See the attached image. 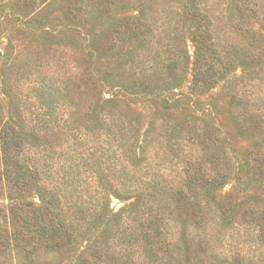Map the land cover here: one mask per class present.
I'll use <instances>...</instances> for the list:
<instances>
[{"label": "trees", "instance_id": "trees-1", "mask_svg": "<svg viewBox=\"0 0 264 264\" xmlns=\"http://www.w3.org/2000/svg\"><path fill=\"white\" fill-rule=\"evenodd\" d=\"M87 1L81 0V10ZM95 1L104 14L123 3ZM230 2L241 25L232 26L239 32L240 45L229 48L217 39L214 17L205 0H177V12L174 8L166 12L164 21L174 32L184 36L186 29L193 31L196 61L188 92L182 87L190 65L184 53L163 57L153 53V48L149 68L144 54L136 57L130 51L112 76L95 70L92 62L81 79V102L86 104L81 121L76 118L77 104H61L58 90L45 86L36 90L37 116L33 120L25 125L9 117L0 131V181L10 191V205L0 207V264H35L43 250L68 249L76 254L82 231L98 234L74 256L76 264H182L180 259L191 258V248H178L179 241L168 230L180 220H185L187 228L207 230L214 225L220 230V240L227 230L237 228L235 236L244 238L248 247L245 255L237 251L242 254L240 264L264 261V200L254 202L247 195L240 201L221 195L230 178L229 152L220 148L221 135L211 134L209 126H196L197 121L191 123L190 118L175 124L164 113L159 114L165 131L153 136V129H148L143 135L142 112L121 99L129 96L142 103L155 102L164 111H186L197 92L231 78L237 63L243 62L237 49L246 42L249 52L244 58L249 61L240 77L232 76L239 86L231 83L230 105L245 106L246 112L237 109L234 115L246 125V133L264 132V113L248 91L254 81L248 77L264 67V31L250 23L242 26L249 11L257 15V3ZM151 23L145 11L138 17L119 19L106 30V49L116 52L134 43L150 45L156 33V25ZM155 45L159 48L163 43ZM173 46L167 43V47ZM106 92L110 97L106 98ZM205 112L210 113L209 109L202 111L207 116ZM153 144L154 148L150 147ZM198 144L209 156L207 160L188 156ZM153 149L157 153L151 155ZM161 156V162L150 166L149 161ZM242 161L250 178L263 181L264 186V151L258 149ZM142 169L146 172L143 177L138 175ZM130 196L137 198L136 204L118 212L110 208L112 197L128 200ZM204 234L200 237H206Z\"/></svg>", "mask_w": 264, "mask_h": 264}, {"label": "rangeland", "instance_id": "rangeland-1", "mask_svg": "<svg viewBox=\"0 0 264 264\" xmlns=\"http://www.w3.org/2000/svg\"><path fill=\"white\" fill-rule=\"evenodd\" d=\"M205 1V5L214 17L217 39L227 48L231 45H240L239 32L232 26L241 24L238 23L236 17L238 11L231 7L230 0ZM255 1L258 8L257 15L253 16L249 11L242 26L246 27L249 23L254 24L257 30L262 32L264 31V0ZM80 2L81 0H0V131L10 116H13L19 123L25 122V125L37 116L35 111L38 103L36 90L42 86L57 89L61 104L68 105L70 102L77 104L76 118L81 121L83 111L86 109L85 100L81 102L80 95L83 91L81 79L87 70L92 68V62H95V70L106 73V76H112V73L118 69L120 60H123L130 51L136 57L144 54L148 67L153 64L154 52H158L163 57L184 53L186 62L190 65L186 68L188 73L182 80V87L185 92H188L196 61L193 31L186 29L184 36L179 31L177 34L164 21L168 10L171 11L174 8L173 12H177V0H123L122 4L117 3L112 6L108 14H104L95 0H88L84 7L82 6V10ZM253 6L252 3L250 8L252 9ZM141 11H145L152 22L151 24L156 25L154 26L156 33L150 39L152 43L150 45L134 43L124 50L108 51L106 36L109 34L106 33V30L119 19L140 16ZM160 43H163L164 46L159 45L157 48L155 44ZM167 43L174 46L167 47ZM241 45L242 47L238 48L237 52L243 57V62L237 63V71L231 75V78L221 82L213 89H204L193 95V98L190 97L193 102L190 100L188 106L190 108L186 111L180 108L179 111L176 110L177 112L164 111L155 102L142 103L140 99L129 96H121V99L125 100L134 110L142 112L140 128H142L143 135L148 129H153L151 131L153 136L165 131V122L161 121L159 113L170 116L175 124L184 120L189 121L190 118L191 123L197 121L196 126H209L207 131L211 134H220V148L224 147V150L229 152L226 162L229 164L227 172L230 175L221 195H232L240 201L249 195L250 200L260 203L264 200V186L261 185L263 181L252 180L242 160L248 158L250 153L258 149L264 151V132L259 135H256L253 130H251L252 133H246V125L243 126L242 120L236 118L234 113L237 112V109L243 112L247 110L244 105L241 108L232 107L229 98L230 90L238 85L233 81L234 77L232 76L240 77L244 72V67L246 69L245 64L249 61L244 58V55L249 52V44L245 42ZM153 48V53H150ZM170 49L174 51L170 52ZM87 50L93 51L94 54L88 53ZM254 67L256 65H253ZM256 70H259L257 74L248 77V79H254L248 87V91L251 100L257 101V105L264 113V67L263 70ZM231 83L234 84L232 88L230 87ZM108 97L110 94L106 92V98ZM61 109L64 110L62 107ZM207 109L210 113L205 112L207 116L203 115ZM261 125L263 131L264 123ZM215 128H219V131L215 132L217 130ZM142 139L143 137H141ZM150 147L154 148V144ZM164 148L167 149V147ZM186 150L187 148H185ZM188 152L186 151V153ZM156 153L154 150L151 155ZM173 155L175 153L171 154V156ZM191 155L204 160L209 158L202 152L200 144L195 146L188 156ZM166 157L169 158V155ZM147 159L142 162L144 163L143 167L147 165ZM177 159L176 156L174 161ZM162 160V156L158 160L152 159L149 161L150 166H153L152 163H159ZM183 160L185 158L182 156L181 161ZM239 162L243 163L239 165ZM166 165L168 164L166 163ZM145 173V169H142L138 175L143 177ZM171 179L168 178V181ZM9 193L5 183L0 181V207L6 208L10 205ZM35 199L39 201L37 196ZM132 203H137L135 196H130L128 200L112 197L110 208L118 212ZM184 221L180 220L179 224L171 223L172 225L168 229L169 233L173 235V239L179 241L178 248L184 250L191 248V258H182L181 254L182 264L242 263V254L247 253L248 247L244 238L235 236L237 228L236 230H227L228 232L220 240L217 233L220 230L214 225L210 224L207 230H201L192 226L187 228ZM201 233H205L206 237H200ZM97 234L98 232L95 231L90 234H85V231H82L78 237L76 254L68 249L43 250L36 258L35 264H76L77 259L74 256L83 252ZM204 238L210 242L209 245ZM203 240L205 243L201 245L200 241ZM204 248H206V252H201V249ZM237 251H241L242 254H238ZM261 264H264V261Z\"/></svg>", "mask_w": 264, "mask_h": 264}]
</instances>
